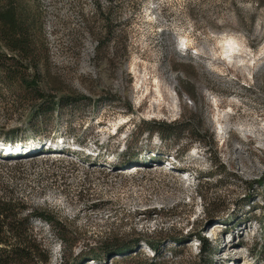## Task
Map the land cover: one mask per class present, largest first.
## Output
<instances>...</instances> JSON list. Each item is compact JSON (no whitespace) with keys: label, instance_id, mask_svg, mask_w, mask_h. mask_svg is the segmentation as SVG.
Listing matches in <instances>:
<instances>
[{"label":"rangeland","instance_id":"rangeland-1","mask_svg":"<svg viewBox=\"0 0 264 264\" xmlns=\"http://www.w3.org/2000/svg\"><path fill=\"white\" fill-rule=\"evenodd\" d=\"M14 2L43 31L35 62L18 57L30 85L0 74V194L55 217L31 235L48 263L165 238L164 264H264V0ZM158 123L184 130L166 142ZM37 141L68 153L36 154Z\"/></svg>","mask_w":264,"mask_h":264},{"label":"trees","instance_id":"trees-1","mask_svg":"<svg viewBox=\"0 0 264 264\" xmlns=\"http://www.w3.org/2000/svg\"><path fill=\"white\" fill-rule=\"evenodd\" d=\"M2 1V0H0ZM100 17L105 20L108 29L109 36L112 35V29L110 27L111 21L109 15L102 12L99 7ZM37 19H33L27 13V9L16 5L14 0H6V5L3 7L0 5V43L5 45L9 51L14 52L11 57L3 55L0 52V74L3 82L7 83L11 88L13 86H29L30 83L26 80L23 73L16 72L22 68L21 60L18 58L21 55L29 57L33 56V63L36 58L35 55V30L43 31L41 23ZM37 32V31H36ZM101 40L100 46L104 47L107 42ZM15 69V70H14ZM38 99H44V96L38 95ZM77 102V101H75ZM52 108L44 113L37 114L38 119L46 118L51 115ZM176 124L168 125L167 123L156 124V133L163 141L178 139L180 133L184 130L180 127H176ZM186 127V126H185ZM188 127V124H187ZM184 128V126H183ZM151 131L150 134H152ZM9 140V139H8ZM22 150V149H21ZM25 149L24 151H29ZM162 155L156 157L157 162L161 160ZM140 163V162H137ZM263 182L261 183V185ZM264 185V184H263ZM207 209V207H206ZM205 209V210H206ZM25 203H22L15 199V197L8 192V194H0V264H37L35 259L41 257V261L44 264H49L51 258L50 251L44 250L40 246L35 245V241L32 239V231L35 221H43L47 225L54 226L55 217L50 216L47 212H29ZM25 214V215H24ZM24 215V216H23ZM218 215H211L209 222H213L212 219ZM200 243L203 244V253L207 254L210 252V244L196 234ZM192 239V238H191ZM164 239L160 241H151L150 239H131L126 242H116L113 245H104L101 251L98 253L91 249L82 251L77 255H74L72 264H110L112 259H116V264H164L163 261L159 260L161 257L158 255L159 249L162 247L161 243L165 242ZM175 242V241H174ZM176 243V242H175ZM139 244L148 245L153 249L155 255L152 259L138 260L137 256H143L144 253L138 251Z\"/></svg>","mask_w":264,"mask_h":264}]
</instances>
